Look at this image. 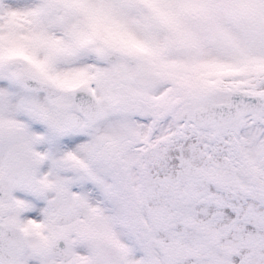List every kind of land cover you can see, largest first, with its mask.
Masks as SVG:
<instances>
[{
    "label": "snow or ice",
    "instance_id": "6c2138e0",
    "mask_svg": "<svg viewBox=\"0 0 264 264\" xmlns=\"http://www.w3.org/2000/svg\"><path fill=\"white\" fill-rule=\"evenodd\" d=\"M0 264H264V0H0Z\"/></svg>",
    "mask_w": 264,
    "mask_h": 264
}]
</instances>
